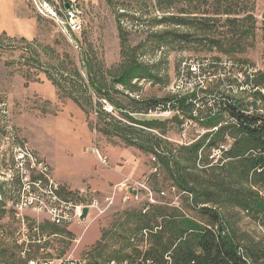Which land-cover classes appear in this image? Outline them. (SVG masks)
<instances>
[{"label": "rangeland", "instance_id": "obj_1", "mask_svg": "<svg viewBox=\"0 0 264 264\" xmlns=\"http://www.w3.org/2000/svg\"><path fill=\"white\" fill-rule=\"evenodd\" d=\"M73 1L82 12V30L65 34L32 0H0V264H41L44 258L51 264H131L126 255L136 253L133 247L149 246L148 233L138 230L157 207L203 224L195 194L178 188L154 152H170L182 162L178 157L187 156L181 147L217 129L205 120L220 102L232 100L264 115V0L176 4L192 14L183 18L220 19L209 28L162 21L169 14L159 0ZM226 3L233 13L247 10L256 19L254 37L232 55L225 53L226 43L200 38L231 30ZM165 31L176 35L165 40ZM181 33L191 37L183 42ZM133 66L145 75L123 80ZM174 97L192 98L194 106L181 101L175 107ZM228 119L219 114L218 128ZM212 140L200 150L198 167L184 159L181 167L191 168L185 173L204 176ZM215 141L229 150L234 140L228 132ZM42 171L63 199H98L102 207L65 226L50 223L47 212L18 207L27 176L48 182ZM234 179L248 194L220 195L211 186L219 202L214 205L242 243L263 251L264 206L257 198L264 199V187L237 172ZM20 221L31 228L28 246L18 243Z\"/></svg>", "mask_w": 264, "mask_h": 264}, {"label": "trees", "instance_id": "obj_2", "mask_svg": "<svg viewBox=\"0 0 264 264\" xmlns=\"http://www.w3.org/2000/svg\"><path fill=\"white\" fill-rule=\"evenodd\" d=\"M183 1L192 4L199 0H159L163 14H169L164 16L162 21H168L175 25L197 23L201 27L209 28L210 23H216L220 20L200 15L193 18H183L182 15H192L184 10L175 9L176 4ZM221 1L213 0L212 4L218 3V7H223L224 4H221ZM238 1L241 4L244 2V0ZM230 5L226 3L225 6L229 10L224 8L223 11L225 14L233 15L226 19V23L231 26V30L223 32L219 36L210 34L200 38L212 39L215 46L226 43L229 49L225 53L232 55L237 53L236 46L242 40L254 37L256 19L254 14L247 10H243L241 13L235 10L233 13ZM238 5L240 4L237 3ZM242 13H245V16H239ZM175 35L171 31H165L162 38L166 40L168 37ZM188 36L186 33H181L179 40L187 41ZM137 69L138 66H133L125 72L122 75L123 80H126V77H134L136 73H138L136 77L145 75L142 72L143 69L136 71ZM192 97L196 98V93ZM173 99H175L173 101L175 107H178L181 101L182 106L188 108L194 106L192 98L184 97L181 100L179 97H174ZM248 111L232 100L220 102L219 110L215 113L212 111H210V114L206 113L208 118L206 117L205 120L207 123H214L213 127H217V129L205 134L196 143L181 147L180 153L185 152L187 156V158L178 157L182 162L177 161V157L170 152H154L162 165L170 172L178 188L189 194H195L194 201L192 200L196 204L194 209L206 220L203 224H200L187 218L185 214L177 209L167 210V208L157 207L153 211L150 210L145 215V217H148L145 220L146 224L140 226L138 230L148 233L149 246L145 251L137 250V246L133 247L136 253L126 255V259H130L131 264H264V250L258 249L257 244L250 246L241 242L234 230L226 224L221 211L215 207L214 204L219 203L217 202L218 199L213 198L214 195L216 196L214 189H217L220 195L225 194V196L248 194L246 188L239 186L238 180L234 179V173L236 172L240 174L246 183L252 186L264 187V115L259 113L258 108L256 113ZM221 113H227L229 119L226 124H222L218 128L221 124L219 120V114ZM149 125L152 126L153 124ZM228 132L231 133L234 141L231 148L224 153L223 160L228 159L226 163L222 164L223 160L219 163H213L207 155L204 161L206 163L203 165L204 168L201 172L204 176L194 175L192 172L185 173L191 168L190 165L181 167L182 163L185 162L184 159L186 162L193 163L192 168L194 166L198 167V164L202 161L200 150L206 140L208 138L213 139L208 145L211 151L216 145L220 144H216L215 139H225V134ZM206 165L209 168L205 167ZM215 170L218 171L216 174L214 173ZM211 186L215 188L213 190L209 189ZM196 187L206 190L202 191L196 189ZM251 193L253 197L255 193ZM257 199L264 206V199L259 197ZM244 204H246V201ZM200 205L204 206L198 208Z\"/></svg>", "mask_w": 264, "mask_h": 264}, {"label": "built area", "instance_id": "obj_3", "mask_svg": "<svg viewBox=\"0 0 264 264\" xmlns=\"http://www.w3.org/2000/svg\"><path fill=\"white\" fill-rule=\"evenodd\" d=\"M38 9L41 16L53 19L59 28L65 34L78 33L82 30L81 15L82 12L78 9L73 0H32ZM69 2L70 8L66 9L65 5ZM227 143L220 144L214 147L210 152V158L213 163H218L224 158V153L228 151ZM44 173V177L48 178V182H44L42 177L34 182L27 176V180L24 183V192L21 198L18 200V207H31L39 209L43 213H48L50 216V223L56 226H65L71 221L79 220L82 216L84 208L93 209L101 208L98 199L83 200L80 202H73L71 200L63 199L59 195L58 186L51 181L50 177ZM110 203L109 198L106 199V206ZM154 203V202H153ZM104 210V209H103ZM148 210L145 209L144 212ZM17 235L21 236V240L18 239V243H26L27 246L30 243L29 234L31 228L29 224H25L24 221L19 222L17 227ZM73 262V261H72ZM30 263L37 264L36 260H32ZM51 259L44 258L41 264H51ZM58 264H67L66 260H58ZM77 264V263H71Z\"/></svg>", "mask_w": 264, "mask_h": 264}, {"label": "water", "instance_id": "obj_4", "mask_svg": "<svg viewBox=\"0 0 264 264\" xmlns=\"http://www.w3.org/2000/svg\"><path fill=\"white\" fill-rule=\"evenodd\" d=\"M70 5L71 4L69 2H67L66 5H65L66 9H69L70 8ZM88 211H89L88 208H84L83 209V211H82V218H85L87 216Z\"/></svg>", "mask_w": 264, "mask_h": 264}]
</instances>
